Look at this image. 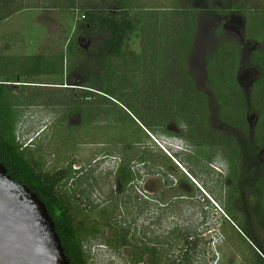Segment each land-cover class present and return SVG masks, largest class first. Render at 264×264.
<instances>
[{
    "label": "rangeland",
    "instance_id": "1",
    "mask_svg": "<svg viewBox=\"0 0 264 264\" xmlns=\"http://www.w3.org/2000/svg\"><path fill=\"white\" fill-rule=\"evenodd\" d=\"M211 1L221 7L222 12L207 18L202 12L210 10ZM218 1L133 0L131 4L142 8L137 14L145 23L131 35L124 53L112 58L113 72H109L108 81L116 89H111V96L102 93V96L92 98L87 97L89 92L86 91L64 92L43 89L39 85H20L14 89L19 96L11 94L8 102L10 118L6 131L12 126L18 138H34V158H38L44 172L50 173L73 163L72 170L83 175H74L67 189L85 191L96 205L105 203L110 190L118 191L115 171L122 145L115 146V139L111 138L112 143H103L100 137L92 143L87 141L89 144L73 145L86 139L83 134H77L83 127L109 126L114 133L125 124L132 129L139 126L147 135L146 138L143 136L139 146H148L154 152L160 150L177 167L167 169L172 173L168 183L178 189L180 173L191 180L196 190L190 191L187 198H174L170 189L164 191L163 185L167 182L155 176V169L134 164L135 170L140 172L132 194L133 227L138 241L157 248L160 264H188L184 261L182 241L176 238L182 231L183 235L190 232L198 245L189 264H248L245 260L248 253L236 249L238 244L234 234L227 230L224 233L220 227L221 217H224L222 205L214 201L203 181L207 180L204 168H210L215 173L214 178L221 181L224 194L233 196L232 152L216 135L215 127L222 125L225 129L221 123L226 119L234 121L243 117L242 133L249 134L257 124L258 109L262 108L264 112V107H257L252 114V97L259 90L252 93L251 88L256 87L260 74L248 69L253 48L264 47V0H233L247 11L254 10L252 16L235 14L229 4H217ZM183 11L199 12L193 50L190 49V55L186 56L188 61L176 62V56L166 55L161 49L155 61L145 58L147 48L148 55L154 56V42L156 49L159 45L161 48L164 37L181 31ZM187 25L188 29L192 26ZM6 27L0 24V34ZM15 29H18L16 25ZM223 44L232 46L219 50ZM234 46L239 49L237 56L231 51H236ZM4 56L6 58L0 60V81H14L19 74H15L14 66H8L13 64L12 54ZM186 70L194 84L188 81L187 75L184 77ZM231 73L234 74L227 77ZM211 74L217 81H211ZM35 78L29 81H36ZM233 81L235 84L231 89L227 82ZM261 96L264 97V89ZM208 119L210 123L206 121ZM236 129L241 132L240 128ZM88 130V135L92 136ZM86 176L92 178L93 187H79V180ZM208 185L211 187L212 183ZM210 187L220 195L219 187ZM83 204L82 208L87 206ZM110 236L111 233L106 231L105 237L86 244L88 264H131L128 249L114 251L105 245L104 240ZM175 260L178 261L173 263ZM147 261L148 258L145 264Z\"/></svg>",
    "mask_w": 264,
    "mask_h": 264
},
{
    "label": "trees",
    "instance_id": "2",
    "mask_svg": "<svg viewBox=\"0 0 264 264\" xmlns=\"http://www.w3.org/2000/svg\"><path fill=\"white\" fill-rule=\"evenodd\" d=\"M132 1L101 0V8H86L83 11L84 15L82 16L85 20L78 26L72 40H80L81 35L91 38L100 34L101 31L104 32L98 39L100 41H96L89 48H82L78 46L77 42L76 51L80 56H83V61L79 67L82 73L78 75V82L81 83V87L89 88L84 90L89 92L87 97L98 98L96 96H102V93L111 96V89H116L108 81L109 72H113L112 58L119 57L124 53L131 35L145 23L143 18L137 14L138 10L142 8L135 7L131 4ZM218 3L229 4L231 12L240 16L242 13L243 15L247 13L250 16H252L251 14L255 15L254 10L247 11L243 6L233 3V0H220ZM210 5V10L202 12L207 18L216 17L219 15V11L222 12V10H219L221 7H218L215 2L211 1ZM197 14L183 11L181 14L182 29L178 32L179 35L164 37L161 48L159 45L158 49H156V42H154L152 45L154 56L148 55L149 50L147 48L144 52L146 54L145 58L150 57L155 61L161 49L166 55L176 56V62L180 60L181 63L184 60L188 61L186 56L190 55V49L193 50V36L196 34L198 25L196 21ZM189 23L192 26L188 29L187 24ZM99 42H101L100 46ZM97 45L99 47H96ZM230 46L232 44H223L219 47V50H225ZM187 49L189 50L187 51ZM69 50L71 53L72 49H68V52ZM235 50L231 49L237 56L239 49L235 47ZM10 57L13 58V64L8 66H14L15 74H19V77L14 81H0V164L15 183L26 187L42 201L54 224L55 232L70 264H88L86 244L99 237H105L106 231H109L111 236L104 240L105 245L114 251L128 249L131 255V264H145L146 258H148L147 264H160L157 248L148 246L140 240L138 241L136 230L133 227L135 212L133 211L134 197L132 194L140 172L135 170L134 164L147 169H155V176L167 182L165 183L166 186L163 185L164 191L167 188L170 189L169 191L174 192V198L189 197L190 194L188 193L196 190L194 184L183 173H180L181 177L178 179L180 182L178 189H175L176 186L173 187V184L168 183V178L172 176V173L167 169L170 167L177 169V167L160 150L154 152L148 146H139L143 143V136L145 138L147 136L139 126L132 129V127L125 124L122 125V128H118L119 131L114 133L109 126L103 128L88 126L83 127L84 129L81 128L82 132H75L81 136L83 134L86 139L73 145L89 144V141L92 143L97 137H100L102 142L106 144L112 143L111 138L115 139L113 142L115 146L122 145L121 156L118 159L115 171L118 191L110 190L105 203L102 205L91 202L89 194L85 191H69L66 187L68 182L73 180L74 175L82 174V172L76 173L72 170L73 163L50 173L44 172L41 169L39 160H37L38 158L36 160L34 158L33 153L35 151L32 150L35 148V144L31 142L29 146L22 148L17 141V134L14 130L12 131L13 127L10 126L6 131L10 118L8 117L9 98L11 94L19 96L18 93L15 94L14 89L20 85L64 86V82L68 80L65 70V55L60 53L55 56L24 57L13 54ZM4 58L6 56L0 55V60ZM6 64H8L7 61ZM249 68L252 69L251 72L254 71L260 74V78H257V84L255 83L256 87L251 88V92L260 91L253 94L252 97L253 114L257 107H264V105H261L264 101V97L261 96L262 89H264V47L258 50L253 48L249 55ZM216 71L219 72V70ZM233 74L231 73L227 77ZM186 75L190 78L188 81H193L189 70L185 71L184 77H187ZM33 77H36V81H29ZM42 78H45L44 82L46 83H41ZM52 78L54 81H52ZM210 78L212 82L217 81V79H214V74H211ZM81 80L84 81L81 82ZM192 81L191 83L194 84ZM211 81L210 84H212ZM235 82L227 83L231 85L232 89ZM230 85L227 86L228 89ZM11 90L14 91L11 93ZM106 96L105 98H107ZM261 109H258L257 124L249 134H246L247 132L242 133L243 117L234 121L226 119V122L221 123L224 124L225 129L222 128V125L215 127L218 132L216 135L227 146L229 145L232 152L231 161L235 169V179L231 185L234 190L233 196L228 197L225 195L220 186L222 185L221 181L214 178L215 173L213 170L204 168L207 180L203 181V184L214 196V201L220 202L222 205L224 217H221L220 227L224 229V233L228 231L234 234L238 244L236 249L248 253L245 258L248 264H264V130H261L262 127L264 129V112ZM206 121L210 123L209 119ZM210 128L213 129V126L211 125ZM236 128H240L241 132ZM88 129L91 130L92 136L88 135ZM135 129H138V131H134ZM133 133L134 135L131 137ZM133 147L139 148L135 149ZM209 183H212L211 187L208 185ZM93 184L95 183L90 176L81 178L78 183L79 187L83 185L93 187ZM208 187L212 189L219 187L220 195H216ZM162 194L165 193L162 191ZM82 203L87 206L82 208ZM177 235L179 237L176 236V238L182 241L184 261L189 264L198 245L190 232L183 235L182 231ZM176 261L178 260L173 263Z\"/></svg>",
    "mask_w": 264,
    "mask_h": 264
},
{
    "label": "crops",
    "instance_id": "3",
    "mask_svg": "<svg viewBox=\"0 0 264 264\" xmlns=\"http://www.w3.org/2000/svg\"><path fill=\"white\" fill-rule=\"evenodd\" d=\"M101 3V0H0V24L8 26L5 32L0 34V55L10 53L24 57H46L62 52L65 55L68 79L64 86H39L64 92L89 89L81 87L78 82V75L82 73L79 67L83 56L76 51L77 42L78 46L89 48L96 41H100L98 39L104 32L101 31L91 38L81 35L77 41L72 40V36L85 20L82 19L83 11L86 8H101ZM56 29L59 30L57 33L48 34ZM68 49H72L71 53ZM44 80L45 78H42L41 83H46Z\"/></svg>",
    "mask_w": 264,
    "mask_h": 264
},
{
    "label": "water",
    "instance_id": "4",
    "mask_svg": "<svg viewBox=\"0 0 264 264\" xmlns=\"http://www.w3.org/2000/svg\"><path fill=\"white\" fill-rule=\"evenodd\" d=\"M0 264H70L42 201L1 164Z\"/></svg>",
    "mask_w": 264,
    "mask_h": 264
},
{
    "label": "built area",
    "instance_id": "5",
    "mask_svg": "<svg viewBox=\"0 0 264 264\" xmlns=\"http://www.w3.org/2000/svg\"><path fill=\"white\" fill-rule=\"evenodd\" d=\"M82 19H83V17H82ZM34 137H35V135H34ZM33 140H34V138L26 139V137H22V138L17 137V141L22 146V148L29 146L31 144V142H33Z\"/></svg>",
    "mask_w": 264,
    "mask_h": 264
}]
</instances>
